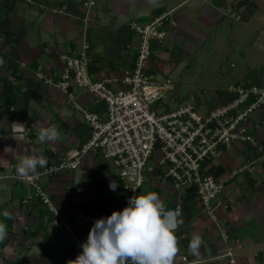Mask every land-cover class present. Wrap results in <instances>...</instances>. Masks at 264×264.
<instances>
[{
  "label": "crops",
  "instance_id": "1",
  "mask_svg": "<svg viewBox=\"0 0 264 264\" xmlns=\"http://www.w3.org/2000/svg\"><path fill=\"white\" fill-rule=\"evenodd\" d=\"M191 1L183 0L162 12L173 11ZM201 1L206 5L201 3L199 8L208 6L209 1ZM97 2L92 14L82 0H0V23L9 21L11 31L9 36L0 32V58L4 61L0 66V103L1 83L12 79L14 72L19 75L15 81L19 86L16 102L9 113L0 117V172L8 173L11 166L15 167L19 154H42L48 165L58 163L62 156L80 148L90 134L84 118L82 121L73 113L79 110L71 103L68 94L36 77L38 66L48 77L58 79L63 69L61 56L78 55L85 42H89L90 71L100 77L121 76L133 68L137 54V51H127L132 47L127 42L132 41L128 36L133 31L130 22L146 24L160 14H153L151 9L154 8L149 0ZM261 2L263 5L264 0ZM213 3L214 7L219 6V9L215 8L217 16H224L222 5L215 0ZM248 9L250 14L246 20L249 25L259 23L256 19L264 21L257 9ZM196 10L198 8L194 12L190 9L191 14ZM88 14L92 16V22L96 21L93 26L96 32L91 30L93 24L87 27L85 17ZM216 17L205 18V21L212 26L219 22L222 25L224 18ZM176 18L177 25L175 28L170 26L168 31L182 35L179 43L186 37L184 35L191 36L193 30L188 28L190 19ZM250 79L263 82L264 66L252 76L251 72L246 74L243 81L249 83ZM72 91L76 101H85L90 110L93 108L92 111L105 114V104L96 103L75 87ZM216 95L217 99L207 105L226 101L223 93L216 91ZM49 125L58 128L61 139L40 144L36 138L37 130ZM255 135L258 140L263 138L260 141L264 143V129L256 130ZM5 147L8 151H4ZM231 149L239 156L243 153L247 156L242 167L246 166L243 174L248 179H240L239 173L231 177L234 170L242 168L228 155ZM231 149L219 158L221 163L214 164L220 170L218 177L226 185L220 200L230 203L229 208H217L216 219L206 212L194 189L176 188L171 179L163 180L159 173L146 175L139 193L154 191L166 209L181 207L183 223L176 232L179 251L173 264H264V158L253 146L235 144ZM42 169L38 167L37 170ZM7 181L0 183V213L7 210L11 219L2 220L0 215V220L9 226L7 238L0 243V264H68L82 252L75 238L80 243L86 241L94 221L107 217L114 210H122L127 194L125 181L112 162L93 152L86 154L77 168L61 171L44 182V190L54 209L44 208L45 203L30 188H21L12 179ZM112 181L117 184L115 191L109 188ZM30 194L31 198L28 197ZM88 204H92L89 209L85 207ZM193 233L199 234L203 240L198 255L188 251ZM6 247H11L12 256L2 255Z\"/></svg>",
  "mask_w": 264,
  "mask_h": 264
},
{
  "label": "built area",
  "instance_id": "2",
  "mask_svg": "<svg viewBox=\"0 0 264 264\" xmlns=\"http://www.w3.org/2000/svg\"><path fill=\"white\" fill-rule=\"evenodd\" d=\"M82 1L88 12L97 6V0ZM169 15L163 12L146 24L130 22L131 30L141 35L142 41L133 68L121 76L100 77L90 71L89 42H85L80 54L61 56L63 71L56 81L38 66L36 77L68 94L71 103L82 112L90 134L80 148L62 156L58 163L37 170L30 180L18 179L14 166L8 173L0 172V179L34 186L35 196L54 209L40 183L41 175L54 176L73 170L86 154L93 152L112 162L125 181L127 194L123 208L128 198L139 194L147 173H159L163 180L171 179L176 188H194L212 219L217 218L219 206L229 208L228 201L220 200L225 181L209 173V169L214 166L213 160L235 144L249 143L264 158V143L255 135L256 130L264 129V83L231 84L224 94L226 101L208 109L200 108L196 102L174 109H167L165 105L158 108V102L167 96L171 84L157 78L149 60L152 44L162 42L165 31L176 23ZM91 19L89 14L85 17L87 27ZM74 87L85 89L96 103L105 104V114L90 110L85 101H76ZM245 167L234 170L231 177ZM137 186L134 193L132 188ZM176 209L181 212L180 206ZM224 235L227 237L226 232ZM75 240L82 250L81 243Z\"/></svg>",
  "mask_w": 264,
  "mask_h": 264
},
{
  "label": "rangeland",
  "instance_id": "3",
  "mask_svg": "<svg viewBox=\"0 0 264 264\" xmlns=\"http://www.w3.org/2000/svg\"><path fill=\"white\" fill-rule=\"evenodd\" d=\"M181 1L183 0H160V6L153 7L154 9H151V11L153 14H158L162 11L169 10ZM207 1H209V4H207L209 7L200 6L199 8L198 6L203 2L201 0H192L190 4L183 6V4L186 3L184 2L177 7L178 9H174V12H169V16L174 17V19L177 16L179 18L181 17L183 21L190 19L187 21L190 24L188 28L193 30V36L184 35L186 37L178 43L182 35L178 36L174 34L173 30L168 31L170 29L168 24L169 27L168 30L166 29L167 31H165L162 43L156 46L155 52H153L150 57L149 65L157 72V78L161 82L169 81L171 84L167 96L162 101L158 102V108L165 105L167 109H174L182 104L196 102L199 104L200 108L208 109L209 105L207 104L217 99L218 95H216V91L225 94L231 84L244 83L243 78L246 74L249 75V72H251L252 76V73L255 74V71L260 70L262 66H264V21L256 19L259 23H255L252 26V22L251 25H249V20H246L250 14L248 8H252V11H256L255 9H257V11L260 12L259 14L264 16V11H261L264 10V4H261V0H233L232 2L230 0H215L222 5V11L225 13L224 16H217L216 9H219V6H213L214 0ZM203 4L206 5L205 3ZM210 4L214 8H212ZM196 8H198V10H196L194 14H191L190 9L194 12ZM198 12L200 13L198 14ZM91 13H94V9L91 10ZM237 14L240 15L239 18H236ZM214 16H217L216 19L222 17L223 20L224 18L223 24L219 25L221 23L219 22L217 26L208 25L205 18L206 20L212 17L215 19ZM92 21L91 19L88 24H93L91 30L92 32H96V30H94L95 27H93L96 21ZM174 24L177 25L176 23L171 25L175 28ZM98 32L100 31L98 30ZM105 35L107 36V33H105ZM105 35H103V40L106 38ZM128 36L132 37V41L127 38V42L130 43L132 47H129L127 51L138 52L142 41L141 35L132 31ZM174 47H177L178 50H174ZM179 55H181V57H179ZM253 81L254 80H251V82ZM254 83H264V81H254ZM75 88L77 90L80 89L81 92L84 91L87 97L95 100V98L88 94L83 88ZM91 109L93 110V108ZM73 113L83 121L84 116L82 112L73 111ZM262 139L263 138H259V140ZM243 145L251 146L249 143H243ZM228 155L235 158L237 163L240 164L238 167H242L247 161V156L244 153L239 156V154L232 149L229 150ZM212 163L218 165L221 163V160L215 159ZM249 169L250 167L248 170ZM245 171L244 169V171L238 172L239 178L242 180L248 179L246 174H243ZM254 174L256 176L259 175L257 172H254ZM52 177L53 176L45 174L41 175L40 183L42 186L44 187V182L51 180ZM2 179L4 180L0 179V183H7V180L11 181V179L7 178ZM18 186L24 189L28 187L34 195L36 194L34 186H27L22 183H19ZM44 208L47 210L49 209L46 204ZM1 219H5L3 215ZM53 226L57 227L55 224H53ZM8 227L7 224V228ZM5 250L8 253L5 251L2 252V255L8 254L9 257L12 256L10 253L12 252L11 247H6Z\"/></svg>",
  "mask_w": 264,
  "mask_h": 264
},
{
  "label": "clouds",
  "instance_id": "4",
  "mask_svg": "<svg viewBox=\"0 0 264 264\" xmlns=\"http://www.w3.org/2000/svg\"><path fill=\"white\" fill-rule=\"evenodd\" d=\"M149 2L153 7L160 6V0ZM3 63L0 58V66ZM36 138L40 144L53 143L61 139V133L55 125L41 126ZM4 151H8V147ZM16 161V177L22 181L35 176L38 167L48 166V160L42 154H19ZM109 188L115 191L116 182H110ZM138 188H132L133 192ZM0 215L11 218L7 210ZM180 216L179 209H166L154 191L134 194L122 210H114L107 217L94 221L87 240L81 243L82 252L68 264H173L179 251L176 232L183 223ZM7 235V224L0 220V243ZM202 243L201 236L193 233L188 251L198 255Z\"/></svg>",
  "mask_w": 264,
  "mask_h": 264
},
{
  "label": "trees",
  "instance_id": "5",
  "mask_svg": "<svg viewBox=\"0 0 264 264\" xmlns=\"http://www.w3.org/2000/svg\"><path fill=\"white\" fill-rule=\"evenodd\" d=\"M161 13H163V12H161ZM160 14H158L157 16H159ZM0 32H2L5 35H8V36L11 35L9 21L5 20L4 22L0 23ZM161 43L162 42H156V43L152 44V46H151L152 54H153V52H155V50L157 48L156 46L161 44ZM152 54H151V56H152ZM137 55H138V52L136 54V57H137ZM62 71H63V69H62ZM154 72L157 74L156 71H154ZM13 74H14V77L12 79H8V80L1 83L2 102L0 103V117H2L4 114L9 113L11 111L12 107L14 106V104L16 102L17 96H18L19 86H18V84L15 83V81H17V78L19 77V75H17L15 72ZM58 79H59V77H58ZM58 79H55V81ZM40 80H43V79H40ZM209 173H213L216 177H218L220 170L217 169L216 166L214 165L213 167H211L209 169ZM14 182L17 183L16 180ZM191 189H194V188H191ZM194 191H195V189H194ZM91 205L88 204V205H85V207H87L89 209Z\"/></svg>",
  "mask_w": 264,
  "mask_h": 264
},
{
  "label": "bare ground",
  "instance_id": "6",
  "mask_svg": "<svg viewBox=\"0 0 264 264\" xmlns=\"http://www.w3.org/2000/svg\"><path fill=\"white\" fill-rule=\"evenodd\" d=\"M263 142V141H262Z\"/></svg>",
  "mask_w": 264,
  "mask_h": 264
}]
</instances>
